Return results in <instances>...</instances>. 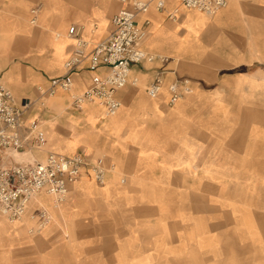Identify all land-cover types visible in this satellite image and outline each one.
Wrapping results in <instances>:
<instances>
[{"label": "crops", "instance_id": "0c3cea01", "mask_svg": "<svg viewBox=\"0 0 264 264\" xmlns=\"http://www.w3.org/2000/svg\"><path fill=\"white\" fill-rule=\"evenodd\" d=\"M75 1L45 0L37 18L29 20L35 24L33 30L27 24L24 0H0V22H5L1 27L27 34L24 39L27 43L18 39L16 44L33 45V51L38 55L45 51L49 53L46 59L39 61L42 71L31 68L28 72V86L35 80H45L47 84L50 78L62 73L63 62L73 48V41L65 36L68 10L79 18L82 37L95 44L111 32L109 9L115 4L118 9L123 6L113 0H104L107 6L103 9L95 6L89 13L87 0H78L77 4ZM175 7L178 8L177 16L171 20L168 14ZM13 9H16V15L10 13ZM146 16L150 21L148 34L140 47L166 60L135 64L130 74L142 76L146 87L156 71L161 70L165 84L175 78H186L190 80L193 92L170 106L165 88L157 98L151 99L146 95L145 87L129 83L116 93L121 106L114 115L107 117L101 107L86 105L80 116H66L69 136L53 134L44 144L43 151L32 153L40 160L45 151L63 155L79 153L92 162L99 157L93 156L96 151H102L107 169L103 183L82 176L69 187L72 198L100 199L107 207V213L112 214L125 213L132 207L118 205L121 199H139L140 205L136 209L141 215V226L133 225L140 233L128 238L119 237L117 242L108 238L100 259L107 262L125 264L129 260L126 252L129 245L140 247L133 262L141 260L152 264L162 259L187 260L183 257L187 253L175 250L179 249L176 241L164 240L163 232L149 233L157 231L158 227L163 231L164 227L160 225L163 222H157L158 215L165 213L173 223V214H223L226 212L221 206H206V198L243 197L249 190L248 185L252 187L254 182L264 180V1L228 0L215 14L207 15L181 7L180 0H165L162 10L150 9ZM91 75L85 68L76 72L73 89L82 92L88 88ZM4 76L9 82L20 78L13 66ZM15 101L23 103L22 98L15 97ZM28 116L26 112L27 120H39L38 115ZM101 118L104 120L99 124ZM53 121H48L52 129ZM93 143H96L93 153L76 151L80 144L89 149ZM116 173H127L124 186L117 185ZM41 197L52 212L63 217L73 213L71 207L64 205L65 200L52 207L48 196ZM260 197L264 198L263 192ZM175 199H182L181 205H175ZM127 223L131 228L132 223ZM197 223L198 229L200 223L204 224L200 220ZM164 224L168 225V221ZM25 225L27 223L23 221L0 218V247L17 239ZM68 226L69 230H75L72 222ZM46 228L48 226L42 231ZM194 228L195 225L190 227L189 222L182 220V230ZM185 236H189L188 232ZM21 240L25 241L24 238ZM74 245L76 248L69 251L77 250V243H72L71 247ZM62 247V242L54 244L59 256ZM70 254L72 260L73 253Z\"/></svg>", "mask_w": 264, "mask_h": 264}, {"label": "rangeland", "instance_id": "374dc122", "mask_svg": "<svg viewBox=\"0 0 264 264\" xmlns=\"http://www.w3.org/2000/svg\"><path fill=\"white\" fill-rule=\"evenodd\" d=\"M24 1L27 4V24L34 30L36 29L35 24L33 22L30 23L29 20L31 19L32 21L33 18H37L40 11L44 8L42 4L45 0ZM77 1L78 0L75 1L76 4ZM87 1V11L89 10V13L95 6L102 9L104 6H107L104 0ZM67 5L69 9H72L69 3ZM73 8H75V6ZM117 9L118 6L116 4L109 9V19ZM151 10H153V8ZM11 12L13 15L17 14L16 9H13L10 13ZM33 14H35V17H33ZM66 20V31L67 28L74 23L77 25L79 24V27L82 26H80V20L76 17V13H73L71 10H68ZM1 24H5V22H0V77H2V80L11 89L17 99L22 98L23 103L29 102V107L26 110V112L29 113L28 117L33 118L37 115L39 116L40 125H42L45 130L46 143L50 141L53 134L58 136H69L70 134H67L69 129L66 116L68 114L75 116H80L82 114V109H75L72 107L70 102L71 94H78L81 91L73 90L74 92H63L58 90L54 95L42 99L44 104V106H42L36 87L37 85H46L45 80L43 82H38L36 80L30 81L29 83L32 85L28 86L26 79L28 78V72L31 68H34V70L38 72L42 71L39 61L46 59L49 53L45 51L41 53V55H38L33 51L35 48L33 45H17L16 41L18 39H26L27 34L21 30H6L5 27H1ZM11 51H13V53H11ZM10 66L17 69V74L20 77L17 81L9 82L4 76ZM130 76L131 78H136V84L138 86L145 87L142 76ZM49 120H54V129L50 127L48 123ZM103 120L104 118H101L98 123L100 124ZM95 146L96 143H93L88 149L85 145L80 144L77 146L76 151L80 150L93 153L95 152ZM93 156L105 157V153L97 150L96 155L94 154ZM14 159L16 162H20L22 160H32V157L30 156V152L25 151L22 155L14 153ZM115 179L118 186H124L125 181L128 179V175L127 173H116ZM121 180L124 181L122 182ZM253 184L252 187L248 185L249 190L245 191L243 197L232 199L223 197L215 200L206 198V206L210 208H213L214 205L221 206L226 212L223 214H209L208 212L200 215L192 212L186 215H182V213L173 214V223L171 222V218L166 217L165 213L158 215L157 222H163V224L160 225L161 227L163 226L164 229L161 231V228L158 227L157 231L152 230L149 233L154 234L155 232H163L164 240L169 243L176 241V247L179 249L175 250L179 253H187V255L183 256L187 258V260L172 261L170 259H162L152 264H264V198L260 197L262 192L264 193V180L254 182ZM44 199L45 198L40 196V200ZM181 200L182 199H175V205H181ZM69 203L70 205H67ZM119 204L124 208L132 206L135 209L131 207L130 209H126L125 213L119 214L107 213V207L104 206L100 199L93 200V198L88 197L72 198L71 192H69L64 205L71 207L73 211L71 216L68 215L63 217L47 208L51 216V222L47 225L48 229L46 228V231L40 230L42 232L34 231L31 233L29 229L35 227L37 217L35 212H33L35 205L33 206L30 204L23 216V218L27 219L28 224L18 232L17 239L11 241L10 244L0 247V264H124L100 260L103 257L102 253L105 252L104 243H106V240L108 241V238H112L113 241L115 240L117 242L119 237L128 238L130 236H137V232L138 234L140 233V229H136V225H133V223H135L137 227L141 226V215L137 213L136 209L137 205H140L139 199H121L118 205ZM87 209L91 211H87ZM103 211H106V213H103ZM167 216L171 217L170 215ZM0 218H5L2 213H0ZM182 220L189 222L190 227L191 225H195L196 228L189 231L182 230ZM199 220L204 224L202 226L200 223V228L198 229L197 221ZM167 221L168 225L164 224ZM70 222H72V227H74L75 230H69L67 228ZM127 222L132 223L130 226L131 228L128 227L130 223L128 224ZM169 222H171V224H169ZM110 226L111 229L109 228ZM201 227L203 228L201 229ZM187 232L189 236H185ZM23 238L25 241L21 240ZM55 240H57L56 242L58 243H63L60 253L61 256L57 254V249L54 250ZM72 243H77V250L75 252H73V249H75L76 246L74 245L71 247ZM148 247L147 245L146 248ZM70 248H73V251H69ZM138 248L140 249V247ZM139 249L130 245L126 246L129 260L126 261L125 264H151L150 262L147 263L141 260L134 261L135 263L133 262V257L138 256L135 255V252ZM59 252L60 251H58V253ZM71 252L73 253L72 260H70ZM92 256L98 259L93 260L91 258Z\"/></svg>", "mask_w": 264, "mask_h": 264}, {"label": "built area", "instance_id": "2783aa9c", "mask_svg": "<svg viewBox=\"0 0 264 264\" xmlns=\"http://www.w3.org/2000/svg\"><path fill=\"white\" fill-rule=\"evenodd\" d=\"M113 1L123 6L111 17V32L91 48H88L87 41L81 35V27L72 24L67 28V35L75 42L70 55L63 62L62 73L50 78L44 86L37 85L36 91L42 106V99L54 95L58 90L70 91L73 75L85 68L92 73L91 84L82 92L71 94V105L81 109L83 103L96 101L102 106L104 115L109 116L121 105L116 96L117 91L137 81L130 76L133 65L165 62L164 57L148 53L140 47L148 34L150 21L147 13L152 8L162 10L165 0ZM227 1L180 0V6L213 15ZM177 12L178 8L175 7L168 17L175 20ZM164 88L170 106L193 92L189 79L175 78L165 84L163 72L157 70L146 85L145 93L155 99ZM28 107L29 102L15 101L11 89L0 77V213L10 219L24 215L34 196L39 193L50 195L55 202L61 203L67 197L70 185L82 176L101 184L107 173L103 157L88 162L79 153L63 155L45 151L42 160L33 157L32 160L16 162L14 153L40 151L46 143L39 120L25 118ZM33 212L37 222L34 228L29 229L30 233L44 228L51 218L42 205L35 206Z\"/></svg>", "mask_w": 264, "mask_h": 264}, {"label": "bare ground", "instance_id": "6f19581e", "mask_svg": "<svg viewBox=\"0 0 264 264\" xmlns=\"http://www.w3.org/2000/svg\"><path fill=\"white\" fill-rule=\"evenodd\" d=\"M197 11V10H196ZM32 12H35V11H32ZM95 28V27H94ZM68 39H70V40H72L73 41V44H74V42H75V40L72 38V37H69L68 35H67V33H66V35H65ZM93 43H89L88 41H87V45H92ZM74 89H73V85H72V87H71V89H70V91H68V92H74L73 91ZM63 92H65V91H63ZM177 103V102H176ZM89 104H91V105H97V106H99V107H101L102 108V106L98 103V102H96V101H94V102H85V103H83V105H82V110L84 109V107L86 106V105H89ZM121 106V105H120ZM120 108V107H119ZM118 108V109H119ZM102 110H103V108H102ZM118 111V110H117ZM116 111V112H117ZM115 112V113H116ZM115 113H113V114H111V115H109V116H112V115H114ZM108 117V116H107ZM40 151H43V147H42V150H40ZM17 155H22V153H16ZM30 156L33 158V156H32V153H30ZM79 180V179H78ZM77 180V181H78ZM48 196L49 197V199H50V202H49V204H50V206H52V207H56V206H58L59 204H61V203H59V202H55L54 200H53V198L50 196V195H47V194H44V193H39V194H37V195H35L34 196V198L32 199V201H31V205H35V206H37V205H42V206H44L46 209L48 208L46 205H45V203L42 201V200H40V196ZM23 216L24 215H22V216H20L19 218H17V219H10V218H8L7 216H5L4 215V217H6L8 220H14V221H23V222H26L27 224H28V222H27V219L26 218H23ZM51 217V216H50ZM50 221H51V218H50ZM50 221H49V223H50ZM48 223V224H49ZM47 224V225H48ZM46 225V226H47ZM45 226V227H46ZM45 227L44 228H42L41 230H43V229H45ZM40 231V230H39Z\"/></svg>", "mask_w": 264, "mask_h": 264}]
</instances>
